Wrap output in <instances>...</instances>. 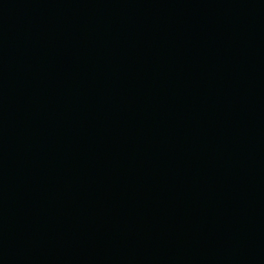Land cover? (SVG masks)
<instances>
[{"label": "water", "instance_id": "1", "mask_svg": "<svg viewBox=\"0 0 264 264\" xmlns=\"http://www.w3.org/2000/svg\"><path fill=\"white\" fill-rule=\"evenodd\" d=\"M0 264H264V0H0Z\"/></svg>", "mask_w": 264, "mask_h": 264}]
</instances>
